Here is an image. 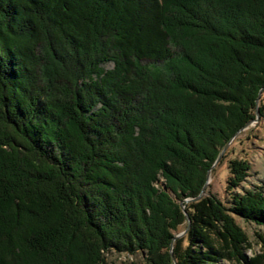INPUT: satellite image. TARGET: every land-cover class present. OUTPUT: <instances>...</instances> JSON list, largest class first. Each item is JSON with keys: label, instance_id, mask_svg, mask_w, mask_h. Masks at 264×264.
Returning a JSON list of instances; mask_svg holds the SVG:
<instances>
[{"label": "trees", "instance_id": "16d2710c", "mask_svg": "<svg viewBox=\"0 0 264 264\" xmlns=\"http://www.w3.org/2000/svg\"><path fill=\"white\" fill-rule=\"evenodd\" d=\"M262 87L264 0H0V264H264V183L183 202L169 253Z\"/></svg>", "mask_w": 264, "mask_h": 264}, {"label": "rangeland", "instance_id": "374dc122", "mask_svg": "<svg viewBox=\"0 0 264 264\" xmlns=\"http://www.w3.org/2000/svg\"><path fill=\"white\" fill-rule=\"evenodd\" d=\"M108 67H111L110 63L106 64V69ZM260 95L264 96V90L261 91ZM247 123L242 127L243 129H239L240 131L229 139L226 148L224 150L222 149V152H219V155L221 154L220 157L218 158L219 155H217L214 162L210 165V167H208L209 175L207 176V170L205 176L206 181L202 186V188H204L202 196L208 194L218 198L219 200L226 201L228 198H231L233 193L242 192L244 189L251 188L254 185L259 186L261 183H264V120L259 113L257 115L255 111V117L252 120L250 119ZM234 158L245 160V162L249 165V169L247 173L248 175L244 178V180L229 191L226 184V181L230 176L228 161ZM168 193H170L171 197L174 198V195L171 192ZM185 199L186 200L181 201L188 202L193 200V198ZM182 210L184 212V207ZM235 220L248 238L250 244V249L246 250L248 258L261 253L263 243L260 237H264V226L250 221H244L239 217H236ZM186 228L187 226L184 229L181 227L179 232L176 231L173 233L174 235L169 248L170 254H172V241L177 237L183 236L186 233ZM105 256L107 264H122L125 262L146 264L145 252L143 253L141 250H136L131 254L111 250L105 253ZM221 264L232 263L224 261Z\"/></svg>", "mask_w": 264, "mask_h": 264}, {"label": "water", "instance_id": "95a60500", "mask_svg": "<svg viewBox=\"0 0 264 264\" xmlns=\"http://www.w3.org/2000/svg\"><path fill=\"white\" fill-rule=\"evenodd\" d=\"M262 90H264V87H262L261 90H259L258 95H257V97H256V102L259 101L260 94H261V91H262ZM256 114L258 115V110H257V109H256ZM247 125H248V123H247ZM241 129H243V128H241ZM241 129H240V130H241ZM240 130H238V131L235 133V135H236ZM235 135H234V136H235ZM227 144H228V143H227ZM227 144L224 146L223 150L226 148ZM223 150H222V151H223ZM222 151H221V152H222ZM220 155H221V154H220ZM220 155L218 156V158L220 157ZM208 175H209V170L207 171V176H208ZM206 183H207V182H206ZM203 190H204V188H202V190H201V192L199 193V195L196 196V197L194 196L193 199L196 200V199L200 198V197L202 196V192H203ZM184 200H186V199H184ZM182 203H183V201H180V202H179V204L181 205V207L183 206ZM182 208H183V207H182ZM184 212H185V211H184ZM185 215H186V219H187V224H188V225H187V228H188V226H189V218H188V215L186 214V212H185ZM187 228H186V230H187ZM186 230H185V231H186ZM185 231H184V232H185Z\"/></svg>", "mask_w": 264, "mask_h": 264}]
</instances>
